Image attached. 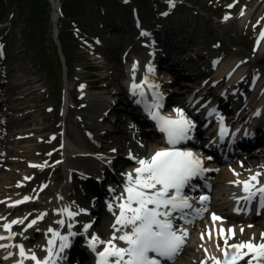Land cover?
I'll list each match as a JSON object with an SVG mask.
<instances>
[{"label":"rangeland","instance_id":"rangeland-1","mask_svg":"<svg viewBox=\"0 0 264 264\" xmlns=\"http://www.w3.org/2000/svg\"><path fill=\"white\" fill-rule=\"evenodd\" d=\"M65 1L71 15L70 18H65L67 25L63 30L67 32L71 26H81L84 32L90 33V45L96 48L95 52L101 56L97 58L96 63L90 62L92 56L89 50L68 36L67 60L69 59L70 65L68 72L63 71L59 65V58L53 46L52 5L49 7L43 1L44 12L40 13L35 0H0L2 23L0 24V81L4 82L0 85V99L3 100L2 104L7 100L12 102L10 105H0L5 113L2 123L4 124L6 115L9 118L8 123L5 122L6 131L2 129L6 135L1 134L4 146L2 152H8V156H4L1 161L3 166L0 172V199L2 200L34 195L43 180L50 179L51 174L40 175L39 171L31 170L29 164L39 165L41 161L49 160L57 150L60 140L66 136L67 129L76 130L80 139L84 138L83 132L77 127L78 118L71 109V103L69 108L63 104L64 94L72 98L78 82L88 78L91 82L88 96L92 99L93 107L99 110L105 104L109 90H120L124 79V64L120 60L121 56L128 54L138 45V32L132 15L133 6L139 8L140 15L143 13L148 24L152 23L147 14L157 11L155 7H162L163 15L168 16L166 8L180 6L177 13L174 11L176 13L174 16L171 14L164 19L169 20L165 23L166 41L170 48L168 53L174 60L172 63L176 68V76L180 77V85L189 82L194 84L197 82V86L203 84L202 81L209 77V74L200 81L195 80L196 78L190 81L185 77L207 72L210 58L220 57L231 60L240 56V61L247 62V72L258 71L264 67V57L262 61L261 57L252 58L253 53L248 55L238 46L242 44L250 50L254 33H248L246 27L238 33L236 23L231 24V19L225 20L223 17L221 20L219 8L221 2L225 0H190L194 3V7L184 4L183 0H171V3L170 0L160 3H156L157 0H150L143 2L140 7H136L137 0H129L131 2L129 5H123L120 0L114 7H107L104 11L97 7L98 0ZM248 2L249 0H240L239 13L253 9L256 0H250L249 4ZM153 3L158 5L155 6ZM214 16L217 18L214 19ZM59 29H62L60 24ZM93 38L100 40L102 45L94 44ZM219 42L222 43V48ZM177 53L179 56L176 59ZM193 56L197 57L192 59ZM178 59L184 60L189 69H179L176 64ZM95 65H103L104 68L96 72L89 71ZM95 78L97 80L93 81ZM106 82L110 83V86L101 88ZM185 88L179 87L182 90ZM176 97L173 98L174 101ZM95 113L89 111L87 115L92 117ZM81 126L84 130V123ZM118 126L122 128L124 125L114 124L108 128L115 132L113 136L115 142L126 145L130 138L126 134L121 135ZM53 132L61 133L56 144H53L51 139ZM20 133H30L32 139L17 142L15 138ZM33 174H36V181L28 184ZM22 183L24 189L19 190L18 187ZM31 207L29 205L28 208H22L20 213L29 212ZM184 254L185 251L173 264L182 259Z\"/></svg>","mask_w":264,"mask_h":264},{"label":"snow or ice","instance_id":"snow-or-ice-1","mask_svg":"<svg viewBox=\"0 0 264 264\" xmlns=\"http://www.w3.org/2000/svg\"><path fill=\"white\" fill-rule=\"evenodd\" d=\"M261 39H264V32L261 33ZM133 68L135 69V65ZM148 72H154L151 65L148 66ZM144 84H148L149 89L153 90L154 97L151 104L145 105L148 114L156 121L159 130L165 134L167 144L172 147L156 151L150 158L138 159L139 167L135 168L134 172L127 173V183L124 185L123 193L116 197L119 201L115 204L118 214L113 212L115 223L112 225L114 233L111 239L102 241L97 236H92L89 242L93 251L96 250L97 244L105 245L104 250L97 253L99 257L97 264H161V258L172 259L182 248L188 235L187 230L175 225L174 221L179 218L185 223H192V220L188 219L189 213L186 210L193 209V205L190 203V198L184 194V189L191 187L195 191L191 181L197 177H203V174L208 171L203 166V160L193 152L175 148L177 144L191 139L190 132L195 127L192 121L187 119L180 109L175 110L176 118L161 115L159 109L162 107L160 103L162 97L158 91H155L159 85L150 84L147 78L141 84H132L133 94L143 98ZM225 132L226 129L221 125V137ZM33 167L38 166L33 165ZM259 175L260 173H257L249 180H237L235 183L243 186L242 191L245 195L240 199L250 202L259 196L261 206H264V185L256 186L260 184L257 179ZM28 199L29 197H25L24 200L16 203H23ZM208 199L207 196L201 195L199 203L205 205ZM113 207L112 203L108 204L109 211H113ZM206 210V207L196 209V216L199 217ZM61 211L69 218L78 215L69 208ZM44 215L46 213L41 214L37 219H43ZM220 219L214 213L212 214L214 223ZM23 222V220H13L3 224L2 227L8 235H0V240H11L15 235L11 231L12 226ZM36 223L37 220L34 219L27 227L31 228ZM57 223L63 226L64 221L59 220ZM84 227L87 231L91 225ZM48 231L52 234V238L48 240L49 246L45 249L47 256L42 260L35 253L26 252L23 245L0 244V248L17 247L21 258L17 264H24V260H31L34 264H56L55 258L69 246L68 236H63L51 228ZM240 231L243 233L244 229L241 228ZM224 232L225 229H219V234L224 240L223 247L216 245L222 258L208 257L213 264H240L241 261H245V264H264V233H261L258 243L250 239L229 244L228 240L234 237L235 231L232 228L227 229L230 234L228 236H224ZM116 233L121 234L116 235ZM69 235L74 236L75 233L70 232ZM57 240L60 241L59 251H54ZM117 240L122 241L125 246H118L114 242ZM11 255L12 253H9V256ZM204 264H207V261Z\"/></svg>","mask_w":264,"mask_h":264},{"label":"bare ground","instance_id":"bare-ground-1","mask_svg":"<svg viewBox=\"0 0 264 264\" xmlns=\"http://www.w3.org/2000/svg\"><path fill=\"white\" fill-rule=\"evenodd\" d=\"M249 2H250V0H249ZM54 5L56 8L58 7V5L56 4V0H54ZM230 8L234 9L235 7L231 6ZM54 19H55V21H57V15H55ZM235 23H236V31L238 33L240 31L244 30L243 27L248 28L249 29L248 32L251 34H252V32L258 33L259 35L257 34L258 37L256 39V44L259 46V49L261 46H264V39H261V33L264 32V0H259L256 7H254L249 12V14L246 18H241L240 16L234 18L231 21V24H235ZM143 39H145V38L143 37L142 40ZM161 47H163L165 51L170 49L169 46L165 43L161 44ZM146 48L147 47L144 45L138 46L127 57L128 65L126 66V71H124V78H125L126 82L124 81V83L121 85V87H120L121 92H123L125 94L131 92V86L133 83L136 82L135 77L137 76V74L141 70L140 66L137 64L138 61L135 60V57H137L138 54H141V56L143 58H146V56L149 52L151 54H154V52L152 50H150L147 53ZM259 49L254 51L255 57H258L260 55L262 56V52L259 51ZM178 56H179V54L177 53L176 59ZM152 58H153V56L151 57V59ZM239 58H240V56H239ZM151 59L147 60V63H149L151 61ZM237 59L238 58L236 57L234 60H232V62H230V64L222 66V72H225L227 75H226V79H224V81H222L221 84L227 82V76H229L233 70L241 67L242 64L238 63L239 60H237ZM166 60L169 61L170 59L166 58ZM176 64L179 66V69H181V70H184L186 68L189 69L188 65L182 59H178L176 61ZM134 65H135V69L133 68ZM243 66H245V65L243 64ZM101 67L104 68L103 65H101ZM168 67H169V70H171V72H173V77L175 76L174 80L179 81V77H177L174 74L173 68H171L170 65ZM204 76H205V73L203 75H201V77H204ZM168 79L169 78H166V77L165 78L164 77L159 78V82H160L159 84H162L163 81H167ZM221 84L219 83L217 87L214 86L211 90H209V92L207 93L208 98L210 97V99H212L217 95L216 89ZM193 89H194V86L189 87V90H193ZM167 90L168 89L164 90L165 95H166ZM240 90H241V92L243 91L242 96H244L246 94L248 96H252V94H251L252 92L249 89H240ZM263 90H264V88H262L261 91H263ZM186 92H188V89H185L184 91L180 92L179 94L185 95ZM73 99H74V101L73 102L71 101V103L72 104L75 103L78 106H75L72 109V111L75 114V116H77V118H78V122L76 124H77V127L79 128V130H81L83 132L84 138L81 137V139H82L81 140L78 132L74 129L69 128L67 130V136L69 137V143H68L67 139H65V143H64V146L62 148L63 149V151H62L63 160H62V164H61V167H64L66 171H68L70 169V166L76 167V168H78V170H90V167H91L90 157H86L84 155L83 156L72 155L73 153L81 152V151H73L74 148L88 149V150H92V151H100V150L108 151V150H112L114 147H117L120 152H122L124 154L126 153L125 154L126 157H125L124 161L127 162L126 166H130L133 164L129 161L135 160V162L137 163L138 159L150 158L152 156V154H154L156 151H159L161 149L162 145L164 144L165 139L159 137L156 133L140 134V136L143 139V142L137 143L135 141H130L126 147H124L122 145H117L113 142V131H111V130H106L102 135L98 136V133L101 130V129L98 130L100 125L97 122L93 121L92 118L87 115V113L89 111L94 112L96 110L93 107V104L91 102L92 99L90 97H88L86 93H84V92L83 93H80V92L77 93L76 91L73 93ZM208 102H209V100L203 102L201 105L208 106L207 105ZM261 102H264V99ZM238 106H240L241 108H245L244 104H239ZM262 106L259 108H262ZM178 108L185 110V112H187V116H189L191 114V112H189L188 103L186 104L183 97H180L176 100V104L173 105V112H175V110ZM110 109L111 108L108 107V111ZM252 110H253V105L246 107L244 110V112H246V113L243 112L241 115V118L243 116L247 115V113L252 112ZM254 110L253 111L256 112L258 109L257 110L254 109ZM108 115L109 114L107 112V116ZM195 116H197V115H195ZM118 118H119V115L116 113V114H114L113 119L110 118V116H108V118H106L104 120V122L108 123V124L114 123V122L122 124V121ZM79 120L82 121V123H79ZM191 121L195 126L193 131L197 132V133H201L203 131L201 125L199 123H197V124H199V127H197L195 125L196 123L192 119H191ZM231 122H232V120H231ZM83 123H87V125L89 127H87L86 129H87V131H90L93 134V136L90 137L87 134V132H85L83 130V127L81 126ZM128 127L129 126H127V128ZM125 129L126 128H121V130H120L121 133H125ZM148 130L150 131L151 128H149ZM21 134H25V133H21ZM27 139H24L23 141H27ZM98 141H100L101 144ZM188 145H193V144L189 143ZM258 154H259V156L255 157L254 159H250V157H247V159H244L243 168H241L239 166L235 167L232 165H229L223 169L220 168V173L224 176V177L221 176V178L222 179L225 178L228 182H232V184L228 185L226 188H222V187H220V185H216V190L213 193L214 202L210 205V209L213 213L218 214V212L224 211L225 208L222 207L221 204H219L218 202L221 200H226L225 203H227V199H228L227 195H229L231 191L235 192V194L239 191V187L241 185H238L237 183H235L237 180H239V181L249 180L250 177L255 172L263 171V167L260 165V161L261 160L264 161V150ZM131 156L134 157L135 159H133ZM139 156H142V157H139ZM127 157H129L130 159L128 160ZM242 157L245 158V156H242ZM258 158L261 160L259 161ZM209 159H211V158H209ZM76 160H79V162L77 164H76ZM257 160L259 162H257ZM112 167L114 169H118L119 164L116 163V161H114V164ZM210 167H214V166L211 164ZM126 172L128 173L129 171H126ZM76 178H79V177L76 176ZM263 180H264V177H263ZM61 186L67 187L68 186L67 180H64L62 182V184L59 186V188L57 187L56 183L52 182L51 185L45 190V194L47 195V198L45 199V201L48 204V206L53 207V210H54V212L52 211L49 214L50 219H51L50 221L55 225H57V221L63 219L64 217L65 218L67 217V215L65 213H63L61 210L64 208H69V207L67 205L63 206V202H66V201L71 202V203L81 202L79 196H71L70 195L71 197H70V199H68V197L62 193L63 189H61L62 188ZM54 187H57V190H54ZM73 198H76L77 201H73ZM29 203H31V201H29V199L24 202V204H29ZM36 205H42V202L40 201ZM56 210H58V212H56ZM232 213L233 212L228 213L226 211L223 215V217L226 220L224 222L215 221V223L212 221V219L210 220L208 218V216L205 215L202 222L198 226H196V224H195V226L193 227V230L189 235V237H190L189 242H186V244L184 245L186 247L185 248V254H184L183 258L182 259L180 258L175 264H194V260L198 257H199L198 258L199 264L201 263L202 260L204 262L207 261V263L210 264L213 262L208 259L209 256H216L218 258H222L221 252H219L217 250V247H216L217 244L221 245V247H223V245H224V240L219 234L220 228L225 229L224 236L230 235L227 232V229H229V228L234 229L235 235L233 238L228 240L229 244L240 243L241 241H247L250 239H254V242H256V241L260 242V234L264 233V219L261 220L260 222H258L259 218L254 219L253 217H249V216L236 217ZM241 228L244 229L243 233H241V231H240ZM209 234H210V236H209ZM255 234L257 236H255ZM0 235H2V234L0 233ZM182 249H183V247L180 250H182ZM205 249H207V252H205ZM5 257H7V256L5 254L1 253V250H0V264H7V259Z\"/></svg>","mask_w":264,"mask_h":264},{"label":"trees","instance_id":"trees-1","mask_svg":"<svg viewBox=\"0 0 264 264\" xmlns=\"http://www.w3.org/2000/svg\"><path fill=\"white\" fill-rule=\"evenodd\" d=\"M27 1H30V0H27ZM36 1V6H39V8H41L42 6L40 5L41 4V0H35ZM114 0H111V1H108V3H110V2H113ZM40 2V3H39ZM99 3H106V1L105 2H103V1H101V0H99ZM42 9V8H41Z\"/></svg>","mask_w":264,"mask_h":264}]
</instances>
